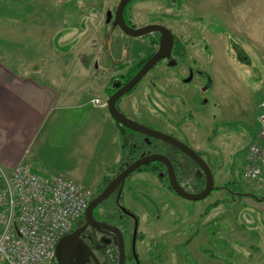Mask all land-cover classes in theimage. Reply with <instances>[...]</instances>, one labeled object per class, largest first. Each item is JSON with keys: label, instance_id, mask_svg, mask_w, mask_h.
Instances as JSON below:
<instances>
[{"label": "rangeland", "instance_id": "rangeland-1", "mask_svg": "<svg viewBox=\"0 0 264 264\" xmlns=\"http://www.w3.org/2000/svg\"><path fill=\"white\" fill-rule=\"evenodd\" d=\"M117 2L0 0V61L17 68L26 66L29 73L34 69L61 73L57 76L61 83L77 87L72 101L57 109L45 124L51 136L50 142L42 145L41 156L56 173L71 177L91 194L106 174H115L111 169L120 160L121 137L111 128L114 120L107 108L92 107L88 99L99 96L104 101L108 92L103 88L110 76L152 51L143 39L126 38L125 56L120 64L113 62L120 60L119 38L123 35L110 22ZM125 16L135 27L154 21L169 26L187 52L180 65L173 67L172 60L170 65L158 63L133 88L125 105L119 102L117 106L128 118L188 145L209 166L214 187L226 188H214L204 198L189 200L172 191L154 171L146 169L127 178L131 184L135 182L134 188L152 197V206H137L147 233L164 235L172 227L176 234L183 232L172 241L178 242L197 229L188 250L184 248L188 243L176 245L171 253L170 245L163 241L159 247L149 241L137 243L142 263L264 264L263 210L256 202L264 194L259 184L262 178L243 176L246 150L256 138L258 116L264 110L260 106L264 102V0H176L174 4L133 0ZM113 33L114 41L107 47L98 43ZM91 38L95 47L84 44ZM97 47H101L97 56L90 53V48ZM106 49L110 56H104ZM82 73H94L95 77L88 80ZM211 134L212 140L208 139ZM189 186L184 190L193 193ZM127 198L122 203L130 207ZM228 199L237 205L228 211L235 213L237 222L249 232L242 252H235L232 244L243 237L218 227L216 216L222 210L213 211L216 206L228 208ZM151 215L160 216L159 220L153 223ZM168 216L172 223L165 220ZM205 217L208 224L203 231L199 225Z\"/></svg>", "mask_w": 264, "mask_h": 264}, {"label": "crops", "instance_id": "crops-1", "mask_svg": "<svg viewBox=\"0 0 264 264\" xmlns=\"http://www.w3.org/2000/svg\"><path fill=\"white\" fill-rule=\"evenodd\" d=\"M93 14L94 13L92 12L90 13V15ZM114 35H116V33L111 34V36L107 37L105 40L99 41L98 43H101V45L102 44L106 45L107 47L108 44L114 41ZM84 42H85L84 44L88 45L89 47H95L97 45V44L95 45L93 38L85 39ZM122 43H123V37L121 35L119 38V48L121 46V49L119 51L120 59L121 56L123 55ZM114 44L116 45V43ZM100 49L101 47L90 48L91 51L90 53L94 52L96 53L97 56L100 53L99 52ZM106 55L110 56V49L108 50L106 49V51L104 50V56ZM116 63L119 62L117 61L115 62V64ZM60 74L61 73H48V71L43 69L41 70L34 69L32 70V72L29 73L26 66L25 68H23L20 64V67L17 68L15 66H11L6 62L0 61V167L5 169L7 172H10L13 169V167H15V165H17L20 162L29 164L31 168L38 173L57 172L55 171L56 168L51 166L46 161L45 157L43 159L41 156L42 145L46 144L47 142H50L49 138L51 136V129L47 128L49 130L47 132V129H45L44 126L45 124L50 122V120L52 119L51 116L54 114V112L57 109H59L62 105H66L67 103L72 101L73 95L77 91V87H75V85H70V83L69 84L65 83L66 85L65 86L63 83H61L58 80V78H60ZM96 74H101V73H96ZM82 75H84V78L88 80L93 79L95 77L94 73H82ZM103 89L105 90L106 86H104ZM128 97L129 94L125 95L119 101L120 104H122V106L125 105L126 103L125 100ZM93 98H99L101 100L99 96H93L88 99V103H90V99ZM84 103L85 102H83L81 105H83ZM90 104L92 105V107L94 106L99 110L103 107L100 105H93L92 103ZM121 111L125 112V110H121ZM112 122L113 124L111 123L112 124L111 128L116 130L119 136L118 127L115 121ZM212 132L214 134V130ZM212 137L213 136L211 134L208 136V139L212 140ZM261 178L262 179L259 182L262 183L259 182L258 183L260 184V187L262 186L264 187V166L262 167L261 170ZM216 187L219 188H215V189H222V188L226 189L225 186H216ZM248 195H249L248 197L253 198V195L250 194ZM222 200L224 201V199ZM217 201H220V199ZM214 202H216V200H214L213 203ZM256 202L258 204H261V208L263 210L261 222L264 228V194L260 196L258 199H256ZM227 203H228L227 205L228 208L223 207L224 209L223 208L219 209L218 206L214 207L213 211L215 212L222 210L220 214L216 216L217 218L216 222H220L218 223V227L226 229L229 232V234L231 235L238 234L239 236L243 237V241L239 243L234 242L232 244L234 245L235 252L236 251L242 252L246 244L245 238L248 236L249 232H246L245 225L242 228L241 225L237 222V217L235 213H231L228 211V209H230L231 207L233 208L232 209L233 211L235 210L237 206L236 201L235 200L229 201L228 199ZM153 217L151 215L152 218L151 221H153V223L154 222L156 223L159 220L160 216L156 215L155 218ZM165 220L167 222L171 221L172 223L173 219L172 217L168 216V218ZM200 221H205L200 223L199 225L202 227L204 231V226L205 224H208L207 223L208 220H206L205 217V218H201ZM186 228H188V223H186L185 226L183 227L184 232H186L187 230ZM169 231L170 232H167L164 235L157 232H149L146 234L143 243L149 241V242H153L154 244H156L157 247H159L163 241V243L170 245L168 253L173 252L174 247H176V245L188 243L184 246V248L188 250L189 245L194 241L196 237L197 229L194 230L193 234L192 233L187 234L184 239L178 242L177 241L172 242V241L178 238L179 236H181L183 232L181 231L180 233L178 232L176 234L175 231L177 230L172 229V227L170 228ZM167 235L169 236L167 237ZM218 259H222V258H218ZM218 261L222 263L221 260Z\"/></svg>", "mask_w": 264, "mask_h": 264}, {"label": "built area", "instance_id": "built-area-1", "mask_svg": "<svg viewBox=\"0 0 264 264\" xmlns=\"http://www.w3.org/2000/svg\"><path fill=\"white\" fill-rule=\"evenodd\" d=\"M258 121L243 172L252 180L264 166V113ZM90 198L88 189L60 173H38L23 162L10 172L0 168V264H53L58 240L84 215Z\"/></svg>", "mask_w": 264, "mask_h": 264}, {"label": "flooded vegetation", "instance_id": "flooded-vegetation-1", "mask_svg": "<svg viewBox=\"0 0 264 264\" xmlns=\"http://www.w3.org/2000/svg\"><path fill=\"white\" fill-rule=\"evenodd\" d=\"M132 1L133 0H130L126 4V6L123 10V18L129 26L135 27L131 24L130 19H128L129 16H128V18L125 16L126 8ZM167 1L174 4V1H176V0H167ZM118 2H119V0H118ZM118 2H117V4H118ZM117 4H116V6H117ZM114 11H115V9H114ZM113 15H114V13H113ZM150 23L160 24V23H158V21H154V22H150ZM111 27L117 28L119 30V27L115 24L113 17L111 19ZM135 28H138V27H135ZM167 29H169L173 35V42H172L170 52L167 56H165L164 58L159 60L153 67H155L160 62H164V64L170 65L172 61H173L172 62L173 67L180 65L182 62V59L184 58L183 56L187 52L186 48L184 47L183 42H181L179 40V38L176 36V34L173 32V30L171 28H169V26ZM121 35H122V33H121ZM122 37H123V43H122L123 44L122 45L123 50L122 51H125V52L127 49L126 47H124V44L126 42V38H141L144 41H146L148 46L152 48L151 49L152 51L150 52V54L148 56H146L145 58H143V59L147 60L150 56L153 55V53L158 48L160 33L159 32H151V33H147L143 36H138V37L129 36V35H126L125 33H123ZM122 56H125V55H122ZM122 56H121V59L118 61L119 62L118 64H120L121 60L123 59ZM177 59H178V62H177ZM141 60L136 61L133 64L126 65L124 67L121 66L122 70L118 75L116 74V75L110 76L111 77L110 81H108L109 83H108V86H106L105 90H106V92H108V90L110 89L111 93H107L105 100L102 101L103 104L101 106L106 107V101H107L108 96H110L116 89L123 86L129 80V79L126 80V74L130 72L133 65L140 62ZM113 62L115 63V61H113ZM153 67L151 69H153ZM197 72L201 73V71L199 69L197 70ZM178 73H182V69ZM192 73L193 72L188 69V75L191 74L193 77ZM188 75L183 77V78L186 80ZM190 80H191V78H190ZM153 86L155 88V83ZM133 88L125 94H127V95L130 94L132 92ZM125 94L122 95L116 101V105H117V103L119 104V101L125 96ZM117 108L119 109V111H121L118 106H117ZM135 139H137V137L134 136V134L131 135L132 145L134 147H137L140 144L137 143ZM141 140H142V144H143V147H142L143 150L138 152V150L136 149L137 153L135 155L137 157H135L131 162H133L135 159L139 158L141 155L156 154V153L162 154L163 156L168 158L169 161L171 162L175 176H176V179H177L179 185L183 189H184L185 185L186 186L191 185L192 188L194 189L193 194L201 192L197 189L198 185L195 182V179L198 176H200L199 172L201 171V169L199 167L195 166L194 170L191 168V171H193L192 172L193 174L191 176L189 175L190 173L187 172L186 164H188V162L190 163L191 161L187 157L188 154L186 152H184L182 150L187 155L180 153L178 151V149H180L179 147L173 145L172 143L158 139V138L153 137V136L143 134L141 136ZM167 149H169V150H167ZM170 151L173 152V154H170ZM174 156L179 158V160H180V162L184 168V171H186V173L190 176L189 179H187L186 176H181L178 174L179 171L176 169L178 167L175 166V162L172 160V157H174ZM120 157H121V155H120ZM131 162L125 164L121 169H118L117 171H116V169H114L115 166L112 167L111 172L113 171L115 174H113L112 178H109V179H107V181H104V183L101 186L99 185L97 190L91 194L90 201L95 196L99 195L110 184V182L113 180V178L126 165L130 164ZM146 169L149 171H154L155 173H157V175L159 177L164 178L166 180V182L168 183V186L170 187V189L173 191V189L171 187V183H170V178H169L167 166L161 161H152V162H149L147 164H144V165L140 166L139 168H137L135 171H133L127 178L131 177L134 174H140V173L146 172L145 171ZM147 173H149V172H147ZM110 174H112V173H110ZM126 179L122 183L118 184L107 195V197H105L101 202H99L97 204V206L93 209V212H92L93 222H91V221L88 222L86 217H85V213H84V215H82L80 218H78L73 223L71 231H69V233H67V234H72L75 231H78V233L76 235L77 239L83 243L85 250H88V252L94 254V256L96 257L97 261L100 264H119V258H120V248L118 245L117 233L115 231L108 230L107 228L102 226L100 223L106 224L108 226H114L117 229H119V231L121 232L122 240H123V250H124V262H123V264H127V263L128 264H144V263H142V259H141L140 255L138 254L137 243L144 242V238H145L147 232L143 229L145 227L141 221V216L137 210L138 209L137 206L139 205V203H141L143 206H145V205H151L152 206V204H153V203H151L152 197L150 198L149 196H147L149 193H147L146 191L143 190V192H146L147 195L144 194L141 190H139V188H134L135 182L131 184V182H129V180L127 181ZM134 179L135 178H131V180H134ZM125 189H126V191H125ZM138 191L140 193L142 192L141 195H143L144 197L143 196L140 197V194H138L139 193ZM126 192L128 193V195L130 196L131 199L127 198V195L125 194ZM125 196L128 200L131 201L130 207H134L135 209H131L129 206H126V204L122 203V201H124ZM145 216L148 217V212L146 213ZM145 229L147 230V228H145ZM88 258L89 259L85 264H96V262L94 261V259L92 258L91 255H89ZM54 264H58L57 261L54 262Z\"/></svg>", "mask_w": 264, "mask_h": 264}, {"label": "water", "instance_id": "water-1", "mask_svg": "<svg viewBox=\"0 0 264 264\" xmlns=\"http://www.w3.org/2000/svg\"><path fill=\"white\" fill-rule=\"evenodd\" d=\"M129 1L130 0H119L113 15L115 24L119 27V29H121L123 33L129 36L138 37L151 32H159L160 33L159 44L157 50L153 53L152 56H150L144 62V64L140 67V69L123 86L119 87L110 96H108L106 101L107 110L111 115V117L114 119V121L118 122L119 124L127 128H130L136 132H140L142 134L153 136L158 139L172 143L173 145L179 147L181 150L186 152L192 159L197 161L205 171L206 174L205 187L199 193H195V194L188 193L179 185L172 164L168 158H166L162 154H157V153L141 155L139 158L135 159L133 162L126 165L99 195L91 199L85 211V217L88 222L89 221L93 222L92 212L99 202H101L105 197H107V195L118 184L122 183L133 171H135L140 166L152 161H161L167 166L171 187L177 195L183 198L189 200H198L206 197L213 189V177L209 166L188 145L184 144L183 142L179 141L178 139L168 134L151 129L145 126L144 124H141L137 121L128 118L117 108L116 101L122 95L130 91L159 60H161L162 58H164L169 54L173 42V35L171 31L161 24L150 23L138 28L129 26L123 18V10ZM100 224L105 228H107L108 230L115 231L117 233L118 245L120 248L119 264H123L124 250H123V240H122L121 232L119 231V229H117L114 226H108L102 223ZM77 233L78 231H75L72 234L64 235L58 240L55 247V257L57 263L85 264L89 259L88 256L91 255L94 261L96 262V264H100L93 253H90L88 252V250H85L83 243L79 241L76 237Z\"/></svg>", "mask_w": 264, "mask_h": 264}, {"label": "trees", "instance_id": "trees-1", "mask_svg": "<svg viewBox=\"0 0 264 264\" xmlns=\"http://www.w3.org/2000/svg\"><path fill=\"white\" fill-rule=\"evenodd\" d=\"M145 61H146V59H142L140 62L133 65L130 72L126 74V80L130 79L140 69V67L144 64ZM108 93H111L110 89L108 90ZM115 123L117 124V127L119 129V133H120V137H121V157H120L118 164H116L114 167V169H116V171H117L118 169H121L125 164L131 162L135 157H137L135 155L137 153L136 149L138 150V152L143 150V148H142L143 144H142V140H141V136L143 134L140 132H136L130 128H127V127L119 124L118 122H115ZM132 133L134 134V136L137 137V139H135L136 142L140 144L137 147H134L132 145V142H131V135H133ZM167 150H169V149H167ZM178 151L180 153L186 154L180 149H178ZM170 154H173V152L170 151ZM187 157L191 161L190 162L191 164L189 162H188V164H186V166H187L186 169H187V172L190 173L189 174L190 176L193 174L192 173L193 171H191V168L194 170V167L197 166L201 169V171L199 172L200 176H198L195 179V182L198 185V187H200L199 191H202L205 187V181H206L205 171L203 170V168L201 167V165L197 161L192 159L189 155H187ZM172 160L175 162V166L178 167V168H176L179 171L178 174L181 176H186V178L189 179L190 176L186 173V171H184V168H183L179 158L174 156V157H172ZM112 177H113L112 174H110V175L106 174L103 178L104 180H103L102 184L104 183V181H107V179L112 178ZM216 188H219V187H216Z\"/></svg>", "mask_w": 264, "mask_h": 264}]
</instances>
